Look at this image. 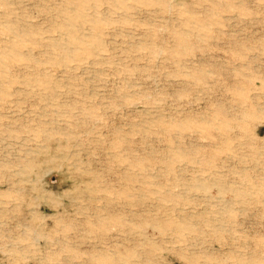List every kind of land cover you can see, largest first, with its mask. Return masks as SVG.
I'll return each instance as SVG.
<instances>
[{
    "label": "rangeland",
    "instance_id": "374dc122",
    "mask_svg": "<svg viewBox=\"0 0 264 264\" xmlns=\"http://www.w3.org/2000/svg\"><path fill=\"white\" fill-rule=\"evenodd\" d=\"M0 264H264V0H0Z\"/></svg>",
    "mask_w": 264,
    "mask_h": 264
}]
</instances>
